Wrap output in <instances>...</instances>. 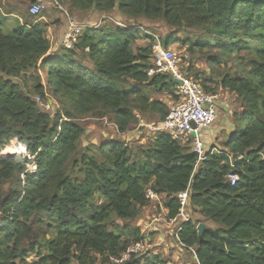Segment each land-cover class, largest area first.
Returning <instances> with one entry per match:
<instances>
[{"label": "trees", "instance_id": "obj_1", "mask_svg": "<svg viewBox=\"0 0 264 264\" xmlns=\"http://www.w3.org/2000/svg\"><path fill=\"white\" fill-rule=\"evenodd\" d=\"M39 1L30 0L28 11ZM56 1L61 10L67 6L111 17L115 11L120 17L113 18L126 25L106 22L105 29L86 27L74 49L59 47L52 52L47 24L38 18L44 11L37 16L29 12V18L24 8L28 0H0V264H29L22 244L33 238L49 250L42 257L45 264H72V259L91 264L95 262L91 252L108 260L119 257L131 243L146 238L140 227L116 221L140 216L149 202L148 188L164 196L168 219L180 211L178 193L189 189L187 207L217 225L201 238L197 226L203 220L189 217L179 231L178 241L196 248L199 264H264V2ZM12 13L24 18L25 24ZM122 15L129 21H122ZM140 18L178 29L206 27L215 42L197 46L218 47L225 56L255 50L256 59L245 74L221 75L220 85L237 95L243 111L234 114L235 130L224 148L209 154L197 168V154L189 144L161 131L141 153L123 141H112L98 147L102 158L87 150L76 158L85 132L75 120L79 115L97 107L109 111L124 133L137 118L136 108L156 112L160 120L166 117L168 105L151 98L152 92L177 95L178 85L169 75L148 74L155 34L141 25ZM10 24L13 30L5 32ZM156 36L166 47H175L178 41ZM140 39L151 44L135 49ZM78 50L92 67L77 57ZM208 61L218 65L225 57ZM192 68L188 60V70ZM195 78L206 91L216 92L207 80ZM124 81L131 82L129 87L119 85ZM48 94L56 97L61 112L51 115L41 108L37 97L48 100ZM12 139L24 145L30 157L4 154ZM231 172L240 178L235 186L227 177ZM38 213L54 223L57 237L34 232L31 219ZM144 256H132L122 264H161L158 255Z\"/></svg>", "mask_w": 264, "mask_h": 264}, {"label": "rangeland", "instance_id": "obj_2", "mask_svg": "<svg viewBox=\"0 0 264 264\" xmlns=\"http://www.w3.org/2000/svg\"><path fill=\"white\" fill-rule=\"evenodd\" d=\"M26 3L25 13L31 17L28 8L30 6V0ZM65 10H61L54 3H50V6L41 15L53 23L54 19L63 21V24L69 26V20L74 22L83 23L85 25H91L98 21L102 13L95 10H75L71 11L67 6H63ZM69 17H68V15ZM112 14L117 17V13L112 12ZM113 16V17H114ZM123 16V15H122ZM40 18L42 21L44 19ZM120 17V16H119ZM118 18V17H117ZM129 21L125 16L122 17ZM9 22L16 25V19L10 18ZM141 25L146 29L153 32V34L160 35L163 39L171 36L177 39L176 46L174 47L176 51H186L188 55L189 63L193 66L191 72L196 75L202 82L207 80V84L210 87H216L215 91L219 94V101H222V105H217L216 118L215 121L210 125V127L201 131L202 136L205 138H210V143L218 149H222L225 146V142L229 138L231 132L235 130V122L233 120L234 114H239L243 111L242 103L235 93L223 88L220 85L221 75L225 73L232 74H245L250 69V61L256 59L255 50H244L242 52L234 53L231 56H225L222 50L218 47H211L205 45L204 47L197 46V42L208 41L215 42V36L212 35L208 28H188V29H178L169 27L164 21L159 20H149L146 18L138 19ZM13 24L5 26V32H11L14 27ZM109 25V24H108ZM101 27V28H100ZM114 27V26H112ZM105 29L104 26H99L97 30ZM108 29V28H107ZM186 43H183V41ZM255 43V42H253ZM151 44L148 40H138L134 46L137 47H147ZM255 45V44H252ZM225 57V62H221L218 65H211L208 61L210 57ZM77 57L80 60H87L86 54L82 51L77 52ZM42 75L43 83L45 84V77ZM20 81V80H17ZM130 81L120 82L119 85L122 88H127L130 85ZM176 94H178L176 92ZM151 98L158 99L168 105L173 96H169L167 93L152 92L150 94ZM133 101L136 100L134 95L131 96ZM38 100V97H37ZM44 105L41 108L44 111L55 115V113L61 110V105L57 101L56 97L52 94H48V100L41 99ZM134 113L140 114L144 120V124L140 125V121L136 120L132 122L128 130L121 133L115 124L114 120L111 119L112 114L109 111L102 110L97 107V110L91 111L84 115H79L75 120L79 122L85 129V132L79 142L76 158H80L81 154L87 150L89 153L94 151L95 156L102 158V155L98 149L101 144H108L112 141H123L128 148L134 153H141L143 149L148 148L154 140L155 131H153L149 125H155L160 121L159 115L153 111L141 112L140 109H135ZM137 117V116H136ZM8 148L12 149L11 153L8 152ZM9 149V150H10ZM3 153L11 156H25L19 147V142L16 139H12L3 148ZM28 157H30L28 155ZM32 165V164H31ZM34 168L33 166L29 167ZM97 203L100 200H96ZM164 196H159L157 200H149L147 206L143 209L140 216L136 219L123 221L117 220L116 223L126 224L132 226H138L141 228V232L146 235L144 240V250L138 255H133L134 257H146L147 255H158L161 259V264H199L195 256L196 248H187L182 246L177 239V226L178 223L171 222L166 216V210L164 208ZM187 215L190 219L193 217L194 220H203L208 227H216L217 225L211 221H205L200 214V212L195 208L186 209ZM181 220L179 219L178 222ZM31 224L34 232L40 237L55 238L57 237L58 229L54 223L47 217L44 213H38L31 219ZM35 247V250H30L31 246ZM22 249L28 252V256L25 257V261L29 264H45L42 261V257L49 253L46 248H41L35 244L34 238L31 240H25L22 244ZM77 253V252H75ZM91 257L95 259L94 263L91 264H114L107 259L105 255H100L91 252ZM17 260V262H19ZM72 264H79L78 261L72 259Z\"/></svg>", "mask_w": 264, "mask_h": 264}, {"label": "built area", "instance_id": "obj_3", "mask_svg": "<svg viewBox=\"0 0 264 264\" xmlns=\"http://www.w3.org/2000/svg\"><path fill=\"white\" fill-rule=\"evenodd\" d=\"M50 3L58 4L56 0H41L34 3L30 7L29 12L31 15L37 16L45 11L50 6ZM106 22H112L121 26L126 25L107 14L101 15L98 21L91 25L74 22L70 19L69 26L60 40L59 47L74 49L86 27L96 28L104 25ZM151 47L152 66L148 70V74H167L170 77L182 80L183 84L178 85V94L168 103L169 111L166 117L155 125H149V127L155 132L161 131L167 133L182 144H189L191 150L197 154V163L195 166V168H197L209 154H212L214 151L222 150L214 147L213 144L210 143V139L205 140L201 134L202 130L210 127L215 121L219 94L206 91L200 81L188 70L189 57L186 51L178 52L174 47L164 46L160 38L156 35ZM38 101L41 105H44L39 97ZM136 116L138 121H140V125H143L144 120L141 115L137 114ZM21 145L22 144L19 143L20 148ZM22 153L25 156L29 155L27 150ZM227 177L231 186H235L240 180L239 175L235 172L229 173ZM146 196L149 200H157L159 198L151 188L146 190ZM177 197L180 201L181 208L178 216L169 219V221L178 223L176 232L178 234L177 239L179 240V231L182 229L183 223L189 220V216L186 212L189 202V189L178 193ZM179 219L181 220L180 222H178ZM180 244L187 248H191L182 244V242H180ZM144 245V241L131 243L127 250L119 257H111L110 260L114 264H122L133 255L142 253Z\"/></svg>", "mask_w": 264, "mask_h": 264}, {"label": "crops", "instance_id": "obj_4", "mask_svg": "<svg viewBox=\"0 0 264 264\" xmlns=\"http://www.w3.org/2000/svg\"><path fill=\"white\" fill-rule=\"evenodd\" d=\"M7 15H9V14H7ZM10 15L18 17L19 20L21 21V23L25 24V20L21 16L15 14V13H12ZM41 18L44 19L46 24H47V30H48L47 35H48V37H49V39L51 41V51L54 52V51H56L59 48V43H60V40L62 39L63 35L66 32L67 24L66 23L63 24L62 23L63 21L57 20V19H54L53 23H51L44 16H42ZM84 62L89 67L93 66L92 63L89 60H85ZM218 104L221 105V106H224V105H222V101H219ZM207 138L210 139L211 137H207Z\"/></svg>", "mask_w": 264, "mask_h": 264}, {"label": "water", "instance_id": "obj_5", "mask_svg": "<svg viewBox=\"0 0 264 264\" xmlns=\"http://www.w3.org/2000/svg\"><path fill=\"white\" fill-rule=\"evenodd\" d=\"M250 1H253V2H264V0H250ZM171 80L176 83L177 85H182L183 82L182 80L180 79H176V78H173L171 77ZM197 229L200 233V237L202 238L203 235H204V232L208 229H210V227H208L205 223H199L198 226H197Z\"/></svg>", "mask_w": 264, "mask_h": 264}, {"label": "bare ground", "instance_id": "obj_6", "mask_svg": "<svg viewBox=\"0 0 264 264\" xmlns=\"http://www.w3.org/2000/svg\"><path fill=\"white\" fill-rule=\"evenodd\" d=\"M9 149H10V148H8V152L11 153V150H12V149H10V150H9ZM20 150L23 152V151H26L27 149H26V147H25L24 145H21Z\"/></svg>", "mask_w": 264, "mask_h": 264}]
</instances>
